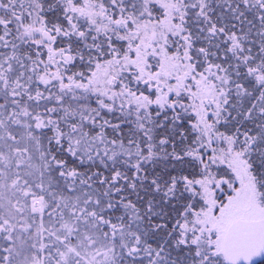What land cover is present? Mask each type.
I'll return each instance as SVG.
<instances>
[{
    "label": "snow or ice",
    "instance_id": "snow-or-ice-1",
    "mask_svg": "<svg viewBox=\"0 0 264 264\" xmlns=\"http://www.w3.org/2000/svg\"><path fill=\"white\" fill-rule=\"evenodd\" d=\"M0 264H264V0H0Z\"/></svg>",
    "mask_w": 264,
    "mask_h": 264
}]
</instances>
